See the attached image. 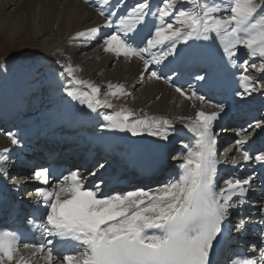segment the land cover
<instances>
[{"label":"snow or ice","instance_id":"snow-or-ice-1","mask_svg":"<svg viewBox=\"0 0 264 264\" xmlns=\"http://www.w3.org/2000/svg\"><path fill=\"white\" fill-rule=\"evenodd\" d=\"M124 2L119 0L110 13L100 10V15L106 20L105 27H113V17ZM179 2L195 7L177 8V0H161V6L152 13L160 20V25L146 39L145 46H135L126 37L133 31V25L149 14L150 3L141 0L119 18L116 31L99 37L103 50L114 53L117 58L142 60L144 67L140 79L143 80L144 73H149L152 65H160L168 57L176 55L178 43L216 41L222 57L234 66L239 62L242 68L240 80L244 91L237 95L243 97L245 93L256 91V82L249 72L254 69L264 76V14H261L264 0L262 3H257V0H221L220 4L213 6H208L207 0ZM103 3L111 5L112 0H103ZM169 17L172 20L166 21ZM99 31L98 28L81 31L74 39H95ZM161 45L166 47L159 54L152 51ZM241 49L245 50L243 54ZM242 55L252 60L258 57L259 63L241 59ZM64 72L77 86L68 88L67 95L73 100L79 99L93 112L97 108L113 107L108 96L119 98L129 95L123 85L109 82L105 99L101 100V89L97 85L77 78L71 67H64ZM150 77L161 79L156 71H150ZM205 78L204 75L196 76L198 80ZM80 86L88 91H80ZM176 91L187 99L205 102V96L194 91L191 95L180 87ZM212 106L220 112L224 110L222 104ZM134 115L130 109L121 108L105 119L111 129L128 132L133 137L147 134L168 141L169 136L174 135L172 121L163 117L132 121ZM218 117L219 112H197L195 120L186 126L195 140L192 145H183L187 151L183 154V162L178 165L179 174L154 189L140 188L100 196L97 189L104 182L101 181L94 189L85 188V177L80 175V169L70 171L52 187H49V169L35 171V178L45 187L36 189L34 195L47 211L43 220L30 218L27 223L38 229L45 239L38 245L24 243L23 248L33 250L31 256L25 258L19 254L21 244L17 232L0 230V264H13L14 261L16 264H32L33 258H42L46 264H213L211 257L223 226L230 220L232 210L238 205L243 207L255 178L253 175L230 177L223 181V187H218V165L222 162L217 158V140L213 132ZM259 127L257 122L255 128ZM5 135L12 145L19 144L14 133ZM245 143L247 137L236 141L238 150H242L243 161L264 165V153L250 155L243 150ZM9 151L5 148L0 152V175H8L4 153ZM98 167L103 169L105 165L100 163ZM89 175H96V172ZM257 213L264 219V207L257 209ZM235 228L241 233L246 230L243 216ZM259 239V245L252 244L249 248L252 253L258 252V256L234 252L215 264H264V230L260 231ZM57 245L66 252L62 255L57 253Z\"/></svg>","mask_w":264,"mask_h":264},{"label":"bare ground","instance_id":"bare-ground-1","mask_svg":"<svg viewBox=\"0 0 264 264\" xmlns=\"http://www.w3.org/2000/svg\"><path fill=\"white\" fill-rule=\"evenodd\" d=\"M118 2L119 0H112L111 5H104L103 0H89L87 3L85 0H0V29L8 36V39L12 42L21 37V39L33 41L34 39L41 40L44 48L50 51L51 55L57 53L56 64L62 69L58 72L57 81L53 83L43 84L40 74L32 73L14 88L2 89L0 87V152H3L5 148L10 149L8 153H4L7 162L10 156L12 157L18 153L14 150L16 146L26 143H32L33 147L39 146V143H36V136L39 133H46V136H48L49 129H55L62 124H64L62 127L69 125L68 130L72 129L73 126L78 127V133H70L73 138L81 137L83 131L88 132L99 129L98 124L95 121H90V118L77 119L75 117V111L70 106L67 89L76 88L77 86L71 83V77L64 72V67H71L77 78L92 83H95L96 80L103 83L104 87L108 85L106 81L109 80L114 85H123L132 99V111L135 115L152 114L164 117L172 121V128L174 126L183 127V129L178 130L180 136H187L185 133L189 130L186 127V122L195 120L199 111L214 112L213 109L216 107L212 105L215 104L224 106L222 112L216 108V112H219V114H226L243 104L254 106L252 110L255 117L264 113V87H260V85H264V76L252 75L257 90L251 92V94L245 93L243 97L237 95L238 92L244 91L240 80L241 70H238L237 65L234 66L227 58L222 57L216 41L178 43L175 56H170L160 65H152L150 68V71H156L161 79L151 78L149 71V73H144L145 78L141 80L140 75L144 67L142 60L123 56L117 58L114 53H107L103 50L99 39V37L116 31L119 18L125 16L130 9L138 4L137 0L125 1L123 6L119 8L117 15L113 17V27H105L106 20L104 16L100 15V10L103 9L106 14L110 13ZM220 3L221 0H213L210 2V6ZM160 6L161 0H153L149 14L143 21L133 25V31L126 37L128 41L135 46L146 45V39L154 34L155 27L161 23L157 16L152 14ZM171 20V17L166 18V21ZM91 28L100 30L97 38L91 40L85 38L74 39L77 33ZM165 47L166 45H161L152 49V51L159 54ZM244 51L241 49L242 54ZM244 56L246 55H242L241 58ZM254 61L258 64L259 58L257 57ZM197 75H204L206 78L205 80H198L196 79ZM177 87L186 90L185 92L188 95L194 91L198 95L205 96V102L201 103L194 98L187 99L181 96L176 91ZM50 96L53 97L51 101H55L54 106L49 110L38 113V103L50 99ZM257 119L259 117L255 120ZM253 122L254 120L248 121L247 126L252 125ZM68 130L64 133L68 134ZM251 130H253V127ZM7 132L14 133L19 140V144L12 145L8 136L5 135ZM237 135L243 136L245 131L239 130ZM140 137L142 143L146 145L149 139L154 138L147 134ZM171 137L173 138V136ZM98 139L101 146L99 145L97 149L102 154L93 162L90 169H96L102 160L105 162L109 157L111 160V157H113L111 154L113 155L116 152L114 150L116 148L107 151L105 146L110 144L104 142L105 140L101 137ZM80 140L85 141L82 137ZM90 140L93 141L94 139ZM170 141L171 138L168 141L159 140L157 145H166ZM234 145H237L236 141L227 146ZM149 146L152 152L159 154V151H161L160 147ZM254 146V144L251 145L253 148ZM142 152L137 157L132 156L134 160L147 156V153L142 154ZM248 152L250 155L254 153L252 150H248ZM228 160L235 164L218 167V174L225 170V173H221L218 178V187H223V181L230 177L247 178L249 175L255 177L251 182L246 202L243 207L238 205L236 209L232 210L233 214L243 208L254 213V208L264 207L263 197L253 200V195L258 194V191L255 190L257 178L254 168L256 163L250 161V168H244L245 162L242 153L237 150L228 155ZM182 162L180 158L173 163V174L161 171L153 175L150 178L149 186L145 190L156 188L157 186L154 185H160V182H165L169 178L177 176L180 172L178 165ZM109 165L106 164L103 169L100 168L97 175H89L92 171H87L82 176L85 177L84 187L89 189L103 181L104 183L97 189L99 190L98 195H103L106 191V185L111 184L108 181L112 180L120 170L117 166L109 167ZM125 167L127 165L121 166V168ZM141 168L143 174H154L151 172L149 165H143ZM146 176L148 175L146 174ZM28 178L32 180L35 176L30 179V175H28ZM2 179L3 175H0V180ZM34 184H38V188L42 187L40 180ZM36 189L37 187H34L31 192L34 193ZM125 192L128 191H123V193ZM235 199L237 198L234 197ZM230 220L226 221L224 225H228ZM24 253L29 255L24 256L25 258L31 256V252H27V250H24ZM13 264H16V261ZM32 264H46V261L42 258H33Z\"/></svg>","mask_w":264,"mask_h":264},{"label":"rangeland","instance_id":"rangeland-1","mask_svg":"<svg viewBox=\"0 0 264 264\" xmlns=\"http://www.w3.org/2000/svg\"><path fill=\"white\" fill-rule=\"evenodd\" d=\"M212 1L213 0H207V4H209L208 6H210V2ZM137 2L139 3L141 2V0H137ZM147 2L150 3V8H151L153 4V0H147ZM257 3H262V0H257ZM176 6L178 8L185 7L188 9H191V7H195V6H190L186 3L182 4L179 1H177ZM220 14L221 13H217V15ZM261 14H264V3H262ZM21 38L15 39V41L12 42L10 39H8V36H6V34H4L0 29V87L2 89L14 88L15 86L20 85L21 81L32 73H39L43 84H49L57 81L58 72L62 70L56 64L57 53L51 55L50 54L51 52L44 48V45L42 44L41 40L34 39L33 41V40L21 39ZM94 82L95 83L93 84L97 85L101 89L100 99L101 100L105 99V94L108 91L107 86L104 87L105 85L103 83H99L96 80ZM109 82L110 80L106 81V84ZM80 91L86 92L88 91V89H85L82 86H80ZM189 92L191 91L189 90ZM69 98H70L69 102L71 109L75 111L74 115L77 119H82L83 117L85 119L90 118V121L93 120V121H97L98 123L97 126L99 129L94 130L95 132L88 134L87 137H89L90 139L101 137L105 140L104 142H108V143L110 142L111 145H115V144L119 145L120 143L123 142L122 140H124L125 144L123 143L124 145L120 149H118V151L114 152L115 153L114 155L124 156L127 158L129 156H132L136 150L137 151L142 149L144 150L149 145L159 147L157 143L160 139L156 137L149 139L146 145L145 143H142L140 136L133 137L128 132H121L118 130L111 129L109 127V121L105 119L106 116L115 115V113L120 111L121 108L130 109L132 111L133 105L131 104L132 99L130 95H121L119 96V98L108 96L107 99L113 104V107L97 108L96 112L91 111L87 107V105L82 104L79 99L73 100L71 97ZM51 100H53V97L50 96V99H45L40 101V103H38V108H37L38 113H42L45 110L51 109V107L54 106L55 104V101L52 102ZM144 117L150 118V117H159V116L152 114H146V115L136 114L131 118V120L135 121L138 118H144ZM173 129H174V135L169 136V138L171 139H172L171 136L174 137L176 135H179L178 130L183 129V127L174 126ZM135 140H137V142H134ZM143 153L144 152H142V154ZM102 162L106 166L103 160ZM109 164L110 163H108V165ZM110 166H113V164L109 165V167ZM99 169L100 168L98 167L96 171H98ZM20 253H24V250L20 249Z\"/></svg>","mask_w":264,"mask_h":264}]
</instances>
